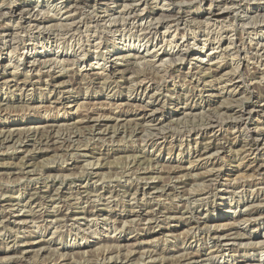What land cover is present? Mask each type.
<instances>
[{
  "label": "rangeland",
  "instance_id": "374dc122",
  "mask_svg": "<svg viewBox=\"0 0 264 264\" xmlns=\"http://www.w3.org/2000/svg\"><path fill=\"white\" fill-rule=\"evenodd\" d=\"M0 31V264H264V0H0Z\"/></svg>",
  "mask_w": 264,
  "mask_h": 264
},
{
  "label": "bare ground",
  "instance_id": "6f19581e",
  "mask_svg": "<svg viewBox=\"0 0 264 264\" xmlns=\"http://www.w3.org/2000/svg\"><path fill=\"white\" fill-rule=\"evenodd\" d=\"M137 1H139V2H141L142 4L143 3H145V0H137ZM129 4V3H128ZM127 4V5H128ZM233 4V3H232ZM124 6H126V4L124 5ZM123 6V7H124ZM130 6H133L132 5V3L130 4ZM136 6V5H135ZM224 7V6H223ZM125 8V7H124ZM15 7H11L10 9H9V12H11V13H14L15 12ZM134 9H137V8H134ZM210 9V8H209ZM225 9V8H224ZM118 10V9H117ZM125 10V9H124ZM226 10V9H225ZM2 11V10H1ZM125 11H130V8H128L127 10H125ZM124 11V12H125ZM221 11V10H220ZM137 12V11H136ZM163 12V11H162ZM3 13V12H2ZM134 13V12H133ZM4 14V13H3ZM131 14H132V12H131ZM159 14V13H158ZM218 14H222V13H218ZM100 15V14H99ZM134 15V14H133ZM170 15V14H169ZM97 16V15H96ZM119 16V15H118ZM117 16V17H118ZM128 16H129V13H128ZM171 16V15H170ZM217 16H219V15H217ZM133 17H135V16H133ZM149 17V16H148ZM175 17V16H174ZM81 18V17H80ZM119 18V17H118ZM122 18V17H121ZM132 18V17H131ZM136 18H138V16H136ZM136 18H135V20H136ZM155 19L153 20L154 21V23H153V21L152 20H147V22H148V25L145 27V29L143 30L144 32H143V35H148V34H150V32H152L151 30L152 29H150V26H151V24H155V27H153V28H156L157 26H159V25H163V24H167L168 25V23L169 22H167L168 20L167 19H170V18H168V15H164V16H159V17H154ZM123 19H124V17H123ZM133 19V18H132ZM142 19H144V18H142ZM151 19V18H150ZM134 20V19H133ZM252 20V19H251ZM74 21V20H73ZM120 21H122V20H120ZM140 21V20H139ZM144 21V20H143ZM75 22H77L76 20H75ZM123 22V21H122ZM125 22V21H124ZM131 22V21H130ZM146 22V23H147ZM224 22V21H223ZM262 22V21H261ZM133 23H134V21H133ZM42 24V22H39V24L38 25H41ZM130 24V23H129ZM135 24V23H134ZM141 24V23H140ZM144 24V23H143ZM171 24V23H170ZM36 25H37V23H36ZM37 25V30H38V32H44L43 31V28H40V26H38ZM122 25V24H121ZM133 25V24H132ZM146 25V24H145ZM128 26V25H127ZM245 26V25H244ZM132 27V26H131ZM142 27V26H141ZM219 27V26H218ZM101 28V27H100ZM127 28V27H126ZM125 28V29H126ZM158 28V27H157ZM166 28V27H165ZM168 28V27H167ZM29 29H31V28H28V30ZM36 29V28H35ZM53 29V28H52ZM129 29V28H128ZM139 29H140V26H139ZM150 29V30H149ZM3 31H4V29H2ZM33 30V29H32ZM127 30V29H126ZM130 30V29H129ZM132 30H134L133 28H132ZM149 30V31H148ZM112 31V30H111ZM122 31V30H121ZM125 31V30H124ZM137 31V30H136ZM141 31H142V29H141ZM155 31V30H154ZM1 32V31H0ZM116 32V31H115ZM129 32V31H128ZM1 33H4V32H1ZM0 33V43H3V40L4 39H7L6 37H8V36H12L11 34L13 33V32H7V33H5V34H1ZM113 33V32H112ZM118 33V32H117ZM142 33V32H141ZM157 33V32H156ZM79 34V33H78ZM130 34V33H129ZM136 34V33H135ZM139 34H140V32H139ZM153 34H155V32H153ZM14 35V34H13ZM68 35V34H67ZM88 35V34H87ZM122 35V34H121ZM132 35V34H131ZM138 35V34H137ZM244 35V34H243ZM140 36H142V34L140 35ZM101 37V36H100ZM152 37V36H151ZM154 37V36H153ZM10 38V37H9ZM184 38V37H183ZM217 38V37H216ZM15 38H14V36L11 38V39H7L5 42V44L3 43V45H7V46H9V47H12V43L14 42L13 40H14ZM189 41V40H188ZM179 43V42H178ZM249 43V42H248ZM15 44V43H14ZM177 44V43H176ZM15 45H17V44H15ZM180 45H182V44H180ZM20 46V45H19ZM178 47H182V46H178ZM12 49H13V47H12ZM14 49H16V48H14ZM20 49L22 50V55H24L25 53H26V56H25V59H28L29 58V56L27 57V51H25L26 49H27V45L26 44H22L21 46H20ZM161 49V48H160ZM95 50V49H94ZM171 50V49H170ZM83 51V50H82ZM47 52V51H46ZM147 52V51H146ZM164 53H166V54H169L168 52H165V50L163 51ZM183 53V52H182ZM181 53V54H182ZM262 53V52H261ZM147 54V53H146ZM146 54H143V55H137V56H140V57H144V56H146ZM159 54V52L158 51H156V53H155V56H157ZM172 54V53H171ZM179 51H178V54L176 55V56H179ZM183 55V54H182ZM181 56V55H180ZM179 56V57H180ZM183 57V56H182ZM19 58H21V57H19ZM177 58V57H176ZM233 58V57H232ZM19 60V59H18ZM107 60V59H106ZM19 61H21V60H19ZM11 62V61H10ZM23 62V61H22ZM140 62V61H139ZM147 62V61H146ZM152 62V61H151ZM13 64V63H12ZM35 64V63H34ZM152 64V63H151ZM0 65H1V62H0ZM52 65V64H51ZM154 65V64H153ZM32 66V65H31ZM4 67H6V65H4ZM64 67V66H63ZM51 71V70H50ZM4 77V76H3ZM19 83V82H18ZM231 89V88H230ZM28 109V108H27ZM250 109V108H249ZM3 110V109H2ZM91 114V113H90ZM87 116V115H86ZM145 116V115H144ZM146 118V117H145ZM94 119V118H93ZM25 131V130H24ZM49 132V131H48ZM24 133V132H23ZM3 135V134H2ZM24 135V134H23ZM12 136V135H11ZM21 137V136H20ZM54 137V136H53ZM31 138V137H30ZM34 138V137H33ZM49 138V137H48ZM256 138V137H255ZM252 139L253 141H251L249 144H250V146H255L256 145V139ZM20 139H22V138H20ZM26 140V139H25ZM21 141V140H20ZM27 142V141H26ZM258 142V141H257ZM223 147V146H222ZM221 147V148H222ZM208 148V147H207ZM251 150H252V148H250ZM209 152H207V151H204V152H202V153H200V154H198V156L199 157H201L202 155H207ZM256 160H258V159H256ZM51 161V160H50ZM179 164V163H178ZM264 165V161H261V162H256V164H255V166L256 167H258V168H260V167H262ZM220 166V165H219ZM257 169V168H256ZM258 170V169H257ZM215 174V173H214ZM217 176V175H216ZM45 191V190H44ZM200 192V191H199ZM38 193V192H37ZM187 193V192H186ZM48 194V193H47ZM42 196V195H41ZM33 198V197H32ZM44 198V197H43ZM141 208V207H140ZM174 210V209H173ZM169 211L167 210L166 211V213H168ZM173 212V211H172ZM149 215V214H148ZM147 216V215H146ZM221 227V226H220ZM147 228V227H146ZM215 233H217V232H215ZM215 236H216V234H215ZM225 235L224 234H218L217 236H216V239H218V241H221V239L224 237ZM111 239V238H110ZM188 241V240H187ZM224 242V241H223ZM33 243V242H32ZM254 243V242H253ZM259 245V244H258ZM220 248V247H219ZM257 248H259V246L257 247V246H253L252 247V249H254V250H256ZM232 250V249H231ZM262 250V249H261ZM185 251H187L186 249L185 250H181V257H182V261L184 262L183 264H188V263H190V262H192V261H203V262H205V264L206 263H208V262H210L211 264H213L214 262H213V260H214V258H215V254H213L212 253V255L210 256V257H208V258H206V257H204L203 255H201V254H198V253H195V252H185ZM152 252V251H151ZM149 253V250L145 253V255L146 256H149V257H153V254L152 253ZM223 252V251H222ZM144 255V254H143ZM129 259V258H128ZM210 260V261H208L207 262V260ZM110 261V260H109ZM108 261V262H109ZM248 261H250V259L248 260ZM154 260H152V259H150L149 261H147L146 263H144V264H154ZM165 262V261H164ZM179 262H180V260H179ZM107 263V262H106ZM108 264H110V262L108 263ZM162 264H164V263H162ZM182 264V263H181ZM202 264V263H201ZM258 264V263H257Z\"/></svg>",
  "mask_w": 264,
  "mask_h": 264
}]
</instances>
